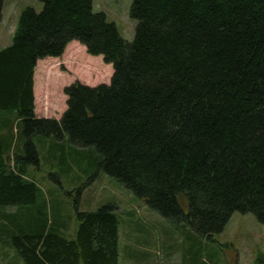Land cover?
<instances>
[{"label":"trees","instance_id":"1","mask_svg":"<svg viewBox=\"0 0 264 264\" xmlns=\"http://www.w3.org/2000/svg\"><path fill=\"white\" fill-rule=\"evenodd\" d=\"M93 1L28 7L0 50V208L38 207L30 223L3 213L7 242L25 264H120L116 207L81 210L79 187L70 233L69 219L50 218L23 145L44 159L94 149L135 197L210 241L235 212L264 225V0H133L131 42ZM74 40L113 65L112 80L72 83L62 117H39L37 63ZM209 257L201 239L191 262L221 263Z\"/></svg>","mask_w":264,"mask_h":264},{"label":"rangeland","instance_id":"2","mask_svg":"<svg viewBox=\"0 0 264 264\" xmlns=\"http://www.w3.org/2000/svg\"><path fill=\"white\" fill-rule=\"evenodd\" d=\"M132 3L133 0H94L93 7L95 12H104L108 20L117 25L122 37L131 42L136 27L130 14ZM43 6V0H4L0 50L13 43L22 12L28 7L40 12ZM113 73V65L106 63L102 55L89 54L77 40L70 42L61 57L40 60L37 64L34 76L36 115L60 119L68 107L67 86L76 81L89 86L109 84ZM24 147L21 155L27 160L31 158V172L47 202L50 218L62 215L69 219L67 230L70 233L77 225L73 204L79 187H85L79 196L81 210H96L107 204L116 207L121 221L120 264H192L191 257L199 255L201 239L205 260L210 258V251L217 250L220 264H264V225L252 213L235 212L223 231L210 241L201 238L189 225L177 226L165 219L135 197L100 168V156L94 149L72 152L67 146L61 156L53 151L54 154L42 159L33 148ZM43 152L46 154L45 150ZM11 155L13 164L14 154ZM27 208L29 211L17 207L0 208V264H25L16 248L7 242L6 227L10 231L14 226L8 225L3 213L18 214L19 220H28L27 223L35 222L38 207ZM184 254L190 261H184Z\"/></svg>","mask_w":264,"mask_h":264}]
</instances>
